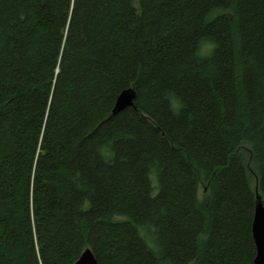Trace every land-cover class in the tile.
I'll use <instances>...</instances> for the list:
<instances>
[{"label": "trees", "instance_id": "16d2710c", "mask_svg": "<svg viewBox=\"0 0 264 264\" xmlns=\"http://www.w3.org/2000/svg\"><path fill=\"white\" fill-rule=\"evenodd\" d=\"M257 192L264 0H0V264H254Z\"/></svg>", "mask_w": 264, "mask_h": 264}, {"label": "water", "instance_id": "95a60500", "mask_svg": "<svg viewBox=\"0 0 264 264\" xmlns=\"http://www.w3.org/2000/svg\"><path fill=\"white\" fill-rule=\"evenodd\" d=\"M136 98L134 88H128L117 97L113 113L133 106ZM252 235L255 242L256 254L254 264H264V200L262 194L256 193L255 213L252 224ZM74 264H99L91 249H86Z\"/></svg>", "mask_w": 264, "mask_h": 264}, {"label": "rangeland", "instance_id": "374dc122", "mask_svg": "<svg viewBox=\"0 0 264 264\" xmlns=\"http://www.w3.org/2000/svg\"><path fill=\"white\" fill-rule=\"evenodd\" d=\"M250 180L252 182V186L254 187V185H255V178L252 176L251 173H250Z\"/></svg>", "mask_w": 264, "mask_h": 264}]
</instances>
